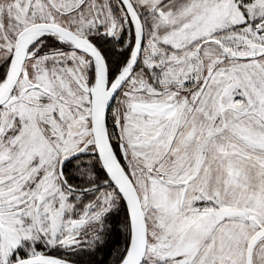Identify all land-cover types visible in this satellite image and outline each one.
<instances>
[{"label": "snow or ice", "instance_id": "snow-or-ice-1", "mask_svg": "<svg viewBox=\"0 0 264 264\" xmlns=\"http://www.w3.org/2000/svg\"><path fill=\"white\" fill-rule=\"evenodd\" d=\"M0 264H264V0H0Z\"/></svg>", "mask_w": 264, "mask_h": 264}]
</instances>
